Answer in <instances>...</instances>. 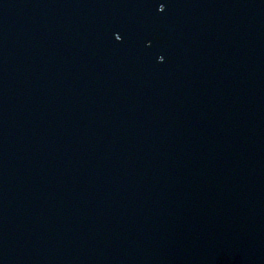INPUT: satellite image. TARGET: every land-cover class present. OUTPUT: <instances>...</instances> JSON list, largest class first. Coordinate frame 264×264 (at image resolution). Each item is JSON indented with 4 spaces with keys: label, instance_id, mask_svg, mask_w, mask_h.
<instances>
[{
    "label": "water",
    "instance_id": "1",
    "mask_svg": "<svg viewBox=\"0 0 264 264\" xmlns=\"http://www.w3.org/2000/svg\"><path fill=\"white\" fill-rule=\"evenodd\" d=\"M0 264H264V0H0Z\"/></svg>",
    "mask_w": 264,
    "mask_h": 264
}]
</instances>
